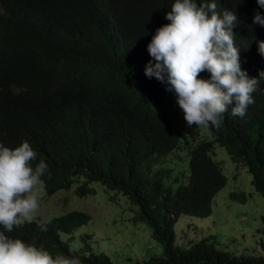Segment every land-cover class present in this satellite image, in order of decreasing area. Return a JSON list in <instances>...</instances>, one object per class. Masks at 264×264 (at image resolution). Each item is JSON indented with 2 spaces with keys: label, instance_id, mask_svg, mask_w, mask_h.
<instances>
[{
  "label": "trees",
  "instance_id": "1",
  "mask_svg": "<svg viewBox=\"0 0 264 264\" xmlns=\"http://www.w3.org/2000/svg\"><path fill=\"white\" fill-rule=\"evenodd\" d=\"M152 1L0 0V142L10 148L30 142L38 153L33 166L41 158L49 166L51 175L41 177L47 193L76 181L73 192L83 196L92 192L87 183L98 181L127 195L137 206L133 219L146 223L162 248L161 255L128 264H264V253L235 255L215 247L210 237L186 247L174 243L172 225L177 216L209 215L212 198L226 181L211 155L212 147L219 145L235 167H245L252 187L263 198L257 232L264 249V82L253 93L255 103L249 105L245 119H228L201 137L189 148L183 181L174 188L164 184L175 173L162 164V157L176 147L181 124L168 104L161 133L148 140L151 122L158 123L162 117L152 106L150 86L134 69L143 52L129 44L133 34L138 44L143 32L124 26L126 21L120 19L106 21L112 15L113 9L107 10L110 2L126 5L124 9L138 24L146 19L143 11ZM216 2L219 12H236L238 23L233 30L239 28L240 35L235 43L246 53L245 70L248 75L259 72L264 57L258 44L251 48V43L264 34V26L253 23V17L257 12L264 16V8L257 0ZM122 28L125 36H120ZM150 79L155 83L154 77ZM80 84L90 86L97 98L130 117L128 140L120 135L122 121L95 133L79 118ZM245 195L229 192L230 198L241 202ZM87 217L72 209L41 225L25 221L6 234L37 246L42 243L53 255L79 256L82 264H112L104 253L89 249L87 233L77 249L60 236ZM42 225L46 232L41 231Z\"/></svg>",
  "mask_w": 264,
  "mask_h": 264
},
{
  "label": "clouds",
  "instance_id": "2",
  "mask_svg": "<svg viewBox=\"0 0 264 264\" xmlns=\"http://www.w3.org/2000/svg\"><path fill=\"white\" fill-rule=\"evenodd\" d=\"M257 3L264 8V0H257ZM125 7L122 3L110 2L107 10L113 9L112 15L106 21L120 19L126 21L124 26L143 32L138 44L134 34L129 44L143 52L134 69L140 80L150 86L152 106L162 117L158 123L151 122L148 140L161 133L165 108L169 104L181 124L176 147L162 157V164L173 169V162L181 158L182 137L189 158V148L201 137L209 135L214 127L219 128L228 119H245L249 105L255 103L253 93L258 90L260 82H264V71H261L264 65L259 72L248 75L243 62L246 53L241 52L235 43L240 35L239 28L233 30L238 16L234 10L219 12L216 0H153L143 11L146 19H141L138 24L139 20L131 18ZM253 23L264 26V16L255 13ZM120 36H125L123 28ZM257 44L259 54L264 57V34L252 41L251 48ZM152 77L155 83H152ZM151 84L159 91H155ZM78 87L79 118L95 133L122 121L120 135L128 140L132 124L130 117L97 98L90 86L80 84ZM173 153L180 157L173 156ZM37 157L38 153L27 140L14 148L0 142V264H82L79 256L53 255L42 243L37 246L6 234L25 221L41 225L52 218L32 220L40 207L38 186L42 184L44 187L41 177L51 175L43 158L33 166ZM187 162L179 183L187 175ZM173 172L176 174V169ZM175 178L176 175L172 177ZM75 183L76 186L78 182ZM41 231L46 232L47 227L42 225Z\"/></svg>",
  "mask_w": 264,
  "mask_h": 264
},
{
  "label": "rangeland",
  "instance_id": "3",
  "mask_svg": "<svg viewBox=\"0 0 264 264\" xmlns=\"http://www.w3.org/2000/svg\"><path fill=\"white\" fill-rule=\"evenodd\" d=\"M181 141V158L173 162L176 178L163 182L171 187L179 183L188 158L183 137ZM173 156L180 157L177 153H173ZM212 157L221 165L226 181L214 194L209 215L198 217L179 214L173 224L175 243L187 246L189 242L210 237L218 248L263 254L257 232L259 215L263 212L262 196L252 187L250 174L245 167H235L223 147L215 145ZM75 184L72 181L68 188H60L50 194L42 184L39 185L40 207L32 220H47L67 210H81L88 214L86 222L73 229L69 235L60 234L71 248L81 247L80 235L87 233L89 249L106 254L112 264H128L144 260L150 255H161V245L151 236L146 223L133 219L137 206L123 193L109 189L98 181H91L88 185L92 187V192L77 196L73 192ZM230 191H243L246 194L244 201L230 198Z\"/></svg>",
  "mask_w": 264,
  "mask_h": 264
}]
</instances>
